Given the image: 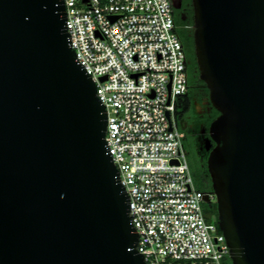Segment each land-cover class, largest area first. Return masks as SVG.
<instances>
[{
	"label": "water",
	"instance_id": "1",
	"mask_svg": "<svg viewBox=\"0 0 264 264\" xmlns=\"http://www.w3.org/2000/svg\"><path fill=\"white\" fill-rule=\"evenodd\" d=\"M192 3L218 227L233 264H264V0ZM106 131L63 0H0V264H147Z\"/></svg>",
	"mask_w": 264,
	"mask_h": 264
},
{
	"label": "built area",
	"instance_id": "2",
	"mask_svg": "<svg viewBox=\"0 0 264 264\" xmlns=\"http://www.w3.org/2000/svg\"><path fill=\"white\" fill-rule=\"evenodd\" d=\"M63 2L71 48L107 111V148L129 197L136 250L147 264H225L226 238L203 211L214 195L197 190L176 123L189 80L172 1Z\"/></svg>",
	"mask_w": 264,
	"mask_h": 264
},
{
	"label": "flooded vegetation",
	"instance_id": "3",
	"mask_svg": "<svg viewBox=\"0 0 264 264\" xmlns=\"http://www.w3.org/2000/svg\"><path fill=\"white\" fill-rule=\"evenodd\" d=\"M178 4L180 8L174 10V17L183 23L181 30L184 33L187 29L194 28L193 3L192 0H178ZM188 90V94H191L190 110L180 121L184 140H187L189 151L195 150L201 160L206 155L208 159L210 151L215 147V143L210 139V126L218 118L219 112L214 108L209 89L203 81L190 86Z\"/></svg>",
	"mask_w": 264,
	"mask_h": 264
},
{
	"label": "trees",
	"instance_id": "4",
	"mask_svg": "<svg viewBox=\"0 0 264 264\" xmlns=\"http://www.w3.org/2000/svg\"><path fill=\"white\" fill-rule=\"evenodd\" d=\"M175 22L178 27L177 33L186 55V71L189 80V87L195 86L198 83H201V80L195 55L194 28L187 29L183 33L181 30L183 23L178 18H175ZM191 26H193V22L191 23ZM190 100L191 94L190 92L189 94L187 92L176 101V123L181 132H183V129L181 128L180 121L190 110ZM189 167L197 190L202 193L214 195L211 177L207 169V155L202 160V163H199L198 161L194 163L191 162ZM203 211L208 222H214L218 225V209L215 197L212 202L207 203L205 207L203 206ZM225 264H231V260H227Z\"/></svg>",
	"mask_w": 264,
	"mask_h": 264
},
{
	"label": "rangeland",
	"instance_id": "5",
	"mask_svg": "<svg viewBox=\"0 0 264 264\" xmlns=\"http://www.w3.org/2000/svg\"><path fill=\"white\" fill-rule=\"evenodd\" d=\"M185 143V152H186V156H187V161L190 165V163H194L196 161H198L199 163H202V160L200 159L199 155L197 154V152L195 150H191L189 151L188 147H187V140H184ZM206 204H204L203 206L205 207Z\"/></svg>",
	"mask_w": 264,
	"mask_h": 264
}]
</instances>
